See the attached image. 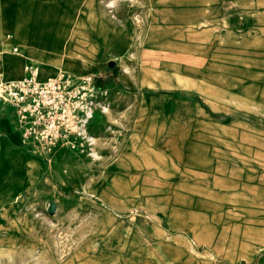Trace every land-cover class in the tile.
<instances>
[{"label": "rangeland", "instance_id": "rangeland-1", "mask_svg": "<svg viewBox=\"0 0 264 264\" xmlns=\"http://www.w3.org/2000/svg\"><path fill=\"white\" fill-rule=\"evenodd\" d=\"M156 1L102 0V14L110 17V6L117 4L113 14L117 8L119 21L129 20L141 27L142 12L153 14ZM245 2L246 6L223 9L232 14L240 10L247 17L248 29L242 40L247 46V55L243 56L247 68L253 70L250 72L256 71L257 78L261 77L259 86L249 89L248 94L257 92L262 96V109L261 115L248 119L247 125L240 127L244 133L228 138L231 142L257 144L263 148L252 153L257 154L254 158L262 159L260 166L264 171V0ZM16 4L0 0V20L4 21L0 26L4 33L11 38L15 27L24 33L30 31L39 37L41 44L49 45L63 56L71 51L68 45L79 38L94 37V29L99 25L90 20L94 17L87 21L81 19L83 10L80 11L81 3L77 0H18ZM95 5L96 2L90 0L88 14L93 10L95 15ZM218 9L222 10L205 7L200 11L206 15ZM22 54L21 50L0 53L5 81L25 78L27 64L34 67L40 81L56 76L45 72L47 61L34 63L31 51ZM15 58L19 59L16 63ZM59 66L73 75L69 64L59 63ZM109 95H113L111 104L110 98L95 96L96 103L105 101L103 113L95 117L94 112L83 147H60L63 149L56 153L55 149L45 151L39 177L14 199L3 200L6 202L0 205V264H264L260 255L254 256L259 249L254 246V230L241 226L237 214H228L219 224L218 217L212 216L217 227L213 230L193 228L190 231L184 225H189L191 216L181 212V224L170 225L174 216L180 217L177 209L180 203L184 206L194 203L204 210L224 206L233 212H237L244 201L252 203L240 198L236 188H228L225 183L202 182L199 186L203 197L198 200L189 197L191 184L177 182L175 175L169 176L167 162L143 150V141L137 145L136 136L128 135L126 97L118 93ZM1 113L9 118L7 122H12L13 127L17 124L23 142L34 149V142L24 137L23 124L0 101ZM5 135L6 129L0 128V138ZM88 136L93 138L92 142L88 141ZM158 146L165 144L162 141ZM186 152H178L174 157L183 158ZM114 186L123 195L111 197ZM52 204L56 208L49 214ZM245 241L248 246H240V242Z\"/></svg>", "mask_w": 264, "mask_h": 264}, {"label": "crops", "instance_id": "crops-1", "mask_svg": "<svg viewBox=\"0 0 264 264\" xmlns=\"http://www.w3.org/2000/svg\"><path fill=\"white\" fill-rule=\"evenodd\" d=\"M17 1L10 0L14 6ZM77 1L83 10L81 19L94 17L90 20L99 24L94 37L79 38L68 45L71 51L63 56L41 44L32 32L24 33L17 27L6 42L3 35L9 34L0 26V53L11 52L12 46H18L22 55L31 51L32 61H47L45 72L55 75L66 71L59 63H67L72 67V76H90L97 93L110 98V104L113 95L109 94L126 97L128 135L136 136L137 145L143 141V150L166 161L169 176L191 184L189 197H203L199 186L202 182L225 183L228 188H236L240 198L252 203L242 202L237 212L224 206L204 210L194 203L187 207L180 203L178 215L181 212L191 216L189 225H182L190 231L213 230L217 227L212 216L218 217L219 224L228 214H237L241 226L254 230V246L259 248L254 256L260 255L264 261V171L260 166L262 159L254 158L257 154L252 153L263 148L228 138L244 133L240 127L261 115L262 109V96L257 92L248 94L249 89L259 86L261 77L257 78L256 71L250 72L253 70L247 68L244 59L247 46L242 40L248 29L247 17L240 10L232 14L223 9L246 6V0H157L153 14L142 12L141 27L129 20L119 21L117 8L113 14L117 4L110 6L112 11L107 18L102 14V0H94L95 15L93 10L88 14L90 0ZM205 7L222 10L201 14ZM104 103L96 105L95 117L102 115ZM8 119L0 114V128L6 129L5 137L0 138V205L14 199L39 177L45 155L43 149H32V145L24 143L17 124L13 127ZM162 141L165 146H158ZM63 148L55 149V153ZM184 151L187 152L183 158L174 157ZM112 194L111 197L123 195L115 186ZM184 207L186 210L181 209ZM179 219L182 221L181 216H174L170 225L181 224ZM240 246L248 243L240 242Z\"/></svg>", "mask_w": 264, "mask_h": 264}, {"label": "built area", "instance_id": "built-area-1", "mask_svg": "<svg viewBox=\"0 0 264 264\" xmlns=\"http://www.w3.org/2000/svg\"><path fill=\"white\" fill-rule=\"evenodd\" d=\"M25 72V78L15 81H5L0 74V101L24 123L25 135L47 152L66 138H71L67 146L81 147L79 139L87 133L98 105L90 76L59 72L40 81L33 67Z\"/></svg>", "mask_w": 264, "mask_h": 264}, {"label": "bare ground", "instance_id": "bare-ground-1", "mask_svg": "<svg viewBox=\"0 0 264 264\" xmlns=\"http://www.w3.org/2000/svg\"><path fill=\"white\" fill-rule=\"evenodd\" d=\"M10 39H11V38H10L8 35L5 37L6 42H9ZM18 51H19L18 46H12V47H11V52L16 53V52H18ZM28 66L33 67L32 65L27 64V65L25 66V68H24V71H25L26 67H28ZM33 68H34V67H33ZM34 70H35V69H34ZM0 74H1L2 79L4 80V78H3V76H2L1 68H0ZM25 75H26V72H25ZM25 77H26V76H25ZM54 77H55V76H54ZM47 79H49V78H47ZM15 80H19V79H14V80H10V81H15ZM45 80H46V79H45ZM19 122H20L21 124H23V129H22V130H23V134H24V137L28 140L29 138L25 135L24 123H23L22 121H20V120H19ZM87 138H88V141H89V142H92V141H93V138H92V137L88 136ZM85 140H86V133L84 132L83 135H82V136L80 137V139H79V142H80L81 147H83V145L85 144V142H86ZM29 141H31V140L29 139ZM70 142H71V138H66L65 140L59 142V144L56 145L55 149H57L58 147H66L67 144H69ZM32 143H33V142H32ZM34 145H35L37 148L43 149L44 151L46 150L45 147H44V145H42V144H35V143H34ZM93 154H94V153H93Z\"/></svg>", "mask_w": 264, "mask_h": 264}, {"label": "water", "instance_id": "water-1", "mask_svg": "<svg viewBox=\"0 0 264 264\" xmlns=\"http://www.w3.org/2000/svg\"><path fill=\"white\" fill-rule=\"evenodd\" d=\"M55 208H56V207H55L54 204L50 205L49 208H48V213H49V214H53L54 211H55Z\"/></svg>", "mask_w": 264, "mask_h": 264}]
</instances>
